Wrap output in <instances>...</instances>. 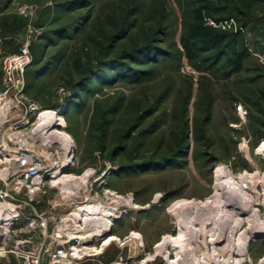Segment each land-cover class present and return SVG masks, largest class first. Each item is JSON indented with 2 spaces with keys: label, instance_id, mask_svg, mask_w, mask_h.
<instances>
[{
  "label": "rangeland",
  "instance_id": "1",
  "mask_svg": "<svg viewBox=\"0 0 264 264\" xmlns=\"http://www.w3.org/2000/svg\"><path fill=\"white\" fill-rule=\"evenodd\" d=\"M198 8L226 54L187 55ZM263 142L264 0H0V264H264ZM86 203L111 215L86 223Z\"/></svg>",
  "mask_w": 264,
  "mask_h": 264
},
{
  "label": "bare ground",
  "instance_id": "2",
  "mask_svg": "<svg viewBox=\"0 0 264 264\" xmlns=\"http://www.w3.org/2000/svg\"><path fill=\"white\" fill-rule=\"evenodd\" d=\"M45 110H43L42 112H40L39 113V115H38V118H37V120H36V123L37 124H39L40 125V127L42 126H46V124H47V121H48V119H52V118H55L56 116H57V111L54 109V108H50V107H47V108H44ZM58 119V118H57ZM54 132H56V133H58L59 135H61V136H65V138H67V134L64 132V131H61V130H55ZM66 144H68V143H66ZM262 146H264V142H263V144H262ZM10 151H14V150H12V149H10ZM221 168H218V170H220ZM218 170H216V171H218ZM217 173H220L219 171L217 172ZM88 174V172H86V173H84V178L86 177V175ZM219 177V176H218ZM69 180H71L72 179V176H70L69 178H68ZM228 179H230V178H228ZM232 183H234V184H232ZM240 184V183H239ZM236 181H234V180H228L227 182H221L220 183V186H222V187H226V188H228L232 193H235V191H237V192H239V190H237V188H239V185ZM216 188H217V186H216ZM218 188H219V185H218ZM64 192H66V191H64ZM240 193V192H239ZM227 194V193H226ZM225 195V194H224ZM231 195V194H230ZM236 195V194H235ZM237 195H238V193H237ZM233 196V195H232ZM231 196V197H232ZM239 196L241 197L242 195H240L239 194ZM238 196V197H239ZM212 197V196H211ZM220 197V196H219ZM234 197V196H233ZM238 197H237V200L235 201L234 200V203H236V206H238L239 208H241V209H245V208H248V201H245V202H242L243 204H240L239 203V201H238ZM243 197V196H242ZM241 197V198H242ZM213 198V197H212ZM228 199H227V201L229 200V198L230 197H227ZM236 198V197H235ZM245 199V198H244ZM232 200V199H231ZM241 200V199H240ZM199 201V200H198ZM197 201V202H198ZM210 202H211V200L209 201V200H207V201H205L204 203H202L203 205H199V203H197V204H195V205H197V206H195L197 209H201V210H204L205 209V207L204 206H206V208H207V206L210 204ZM233 202V201H232ZM238 202V203H237ZM241 202V201H240ZM187 203H189V202H187ZM182 204H183V202H182ZM184 205V204H183ZM182 205V206H183ZM189 207L188 206V204H185L183 207L185 208V207ZM219 206V205H218ZM225 210H227V209H225ZM224 210V211H225ZM111 210H110V207H108V206H104L103 204H100V203H93V204H91V203H86V204H82V206H80V208H78V214L79 213H81V215H84L85 217H84V222H90V221H93L94 220V218H92L90 215L91 214H95V213H102V215H111ZM203 212V211H202ZM226 213H228V212H226ZM90 214V215H89ZM199 214V213H198ZM201 214V213H200ZM203 214V213H202ZM218 214V213H217ZM90 217H89V216ZM200 216V215H199ZM204 216V215H203ZM202 216V217H203ZM206 216V215H205ZM220 216H221V214H220ZM224 216V215H223ZM80 217V216H79ZM83 217V216H82ZM229 217H233L232 215H230ZM9 218V215H5V216H1V214H0V221H3V220H6V219H8ZM197 218H199V217H197ZM208 218V217H207ZM211 218V217H210ZM80 219H81V217H80ZM201 219V218H200ZM238 219V218H237ZM82 220H83V218H82ZM198 221H199V219H198ZM234 221V220H233ZM200 222V221H199ZM201 222H203V221H201ZM228 223V222H227ZM227 223H226V225H227ZM239 223V222H238ZM200 224V223H199ZM178 225H179V234L183 231V226H181V223H180V221L178 222ZM210 225V224H209ZM217 225V224H216ZM93 228H89L88 230H85V231H83V232H79V231H76V232H73V233H71L70 234V240H75L76 242L78 241V242H83V241H86L87 239H89L90 237H92L93 235H98L101 231H103V230H105L107 227H108V223H107V221H106V223H104V224H102V223H96V224H94V226H92ZM205 227V226H204ZM216 227H218V226H216ZM227 227V226H226ZM231 228V227H230ZM216 229V228H215ZM225 228H219V231H217L218 233L216 234V232L213 234V232H212V237L210 238L211 240H214V239H217V238H219V237H221V236H224L225 235V237H226V239L228 238H231L232 237V239H233V241L235 240V234L233 235V233H232V231H229L228 230V232L227 233H225L224 230ZM215 231V230H214ZM231 234H232V236H231ZM181 236V235H180ZM113 238L111 237L110 239H108L105 243H110V241L112 240ZM227 239V240H228ZM178 240V239H177ZM172 241V240H171ZM227 243H228V241H227ZM176 245H182L181 244V242L180 243H178L177 241H176V239L174 238L173 239V241H172V247H174L173 248V250H175L176 252V254H178L179 253V250L177 251L176 249H175V246ZM226 245V244H225ZM224 245V246H225ZM179 246V247H180ZM70 249H76V247L74 246V247H72V248H70ZM177 249H179V248H177ZM214 251H215V249H218V248H215V246H214ZM236 249V247H235V244L234 243H228V245H226L225 246V248L223 249V250H221L222 252L224 251V252H226V253H228V252H231V251H234ZM219 250V249H218ZM218 252V251H217ZM230 260V259H229ZM233 260V259H232ZM240 260V259H239ZM239 260H237L236 262H234V264H240V261ZM231 262V261H230ZM228 263H229V261H228Z\"/></svg>",
  "mask_w": 264,
  "mask_h": 264
},
{
  "label": "trees",
  "instance_id": "3",
  "mask_svg": "<svg viewBox=\"0 0 264 264\" xmlns=\"http://www.w3.org/2000/svg\"><path fill=\"white\" fill-rule=\"evenodd\" d=\"M208 14L202 9H195L193 16L187 27V34L183 41L186 53L191 58H196L200 52L216 50L218 53L226 54L220 47L223 35L217 33L212 27L206 24ZM238 59L229 58V62L234 61V70H240L242 67L241 54H237Z\"/></svg>",
  "mask_w": 264,
  "mask_h": 264
},
{
  "label": "built area",
  "instance_id": "4",
  "mask_svg": "<svg viewBox=\"0 0 264 264\" xmlns=\"http://www.w3.org/2000/svg\"><path fill=\"white\" fill-rule=\"evenodd\" d=\"M24 56H27L26 46H24L22 49V54L6 61V68H8V72H12V70L15 69L16 65L18 64L22 66L26 60L24 59ZM31 169H33V172L30 173H36L39 170L36 166L31 167ZM44 250L39 249L38 251H29L22 256V262L20 264H44V255H47L49 264H61L64 261V258L67 256V251L63 248L48 249L46 253Z\"/></svg>",
  "mask_w": 264,
  "mask_h": 264
},
{
  "label": "crops",
  "instance_id": "5",
  "mask_svg": "<svg viewBox=\"0 0 264 264\" xmlns=\"http://www.w3.org/2000/svg\"><path fill=\"white\" fill-rule=\"evenodd\" d=\"M78 243V242H77ZM98 248H96V250H97Z\"/></svg>",
  "mask_w": 264,
  "mask_h": 264
}]
</instances>
